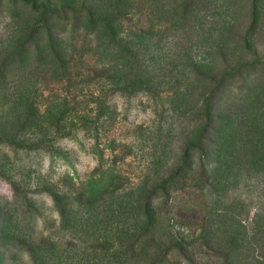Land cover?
<instances>
[{"label": "trees", "instance_id": "trees-1", "mask_svg": "<svg viewBox=\"0 0 264 264\" xmlns=\"http://www.w3.org/2000/svg\"><path fill=\"white\" fill-rule=\"evenodd\" d=\"M213 1L8 0L1 9L0 0V183L10 189V195L0 193V264H210L213 256L238 264L241 240L233 231L216 233L210 197L216 182L226 186L233 178L236 185L238 166L259 163L264 154V124L247 118L241 96L243 73L251 74L247 66H256L257 55L214 72L195 61L177 107L162 108L154 99L153 114H168L158 124L155 167L145 166L152 179L138 182L134 192H126L122 164L134 140L113 130L119 105L112 95L153 96L160 84L153 70L170 71L165 51L152 64L142 42L129 35L144 32L145 22L150 30L162 24L163 33L175 30L169 42H181L186 54L208 10L218 5ZM250 18L244 30L233 20L220 37L229 46L244 43L259 20L258 0ZM153 42L161 44L158 37ZM169 89L165 95L158 89L161 100ZM223 103L233 106L229 117L218 113ZM69 139L97 160L84 176L66 170L54 180L53 170L28 163L37 156L49 157L51 169L74 166L63 145ZM25 167L47 178L23 185L17 175ZM43 194L53 200L51 212L38 203Z\"/></svg>", "mask_w": 264, "mask_h": 264}, {"label": "rangeland", "instance_id": "rangeland-1", "mask_svg": "<svg viewBox=\"0 0 264 264\" xmlns=\"http://www.w3.org/2000/svg\"><path fill=\"white\" fill-rule=\"evenodd\" d=\"M64 1L66 0H52V3L58 5ZM214 2L215 4L218 3V5L214 6V4H212L213 7H210L208 10L206 22L193 34V38L189 40L192 43V47L187 50L186 54L181 50V42L178 43V46H176L175 43L171 45L169 42L170 39L173 38L175 30L168 29V31L163 33L162 29L164 26L162 24L157 25L161 27L160 30H150L147 27V22H145L144 32L131 33L129 35L131 39L142 42L145 56H148L150 63L153 64L154 58L157 59L158 55L165 51L168 55L164 60L170 61L171 65H168L170 71L164 76L162 75V69L159 70L157 68L153 70V74L157 81H160L158 89H163V95H165L166 89L170 88L168 97L165 101H163V99L161 100V96L157 94L158 89L153 96H143L139 93L131 100L120 96L117 97L116 94L112 95L116 96L112 98L117 99L119 105V119L117 118L118 121L113 127V130L118 134L129 133V139L134 140L135 146L131 153L127 152L128 154H125V160L122 162L129 175L126 192H134V190H136L135 188H137L136 186L139 184L138 182L144 181L145 179L151 181L153 176L145 166L149 164V166L155 167V164H151V161H154V151H156V153L159 152V148L155 150L154 146V141H159L160 139L158 124L162 119L164 121L168 114L167 112L162 119L159 115L153 114L154 99L162 102H160L162 108L169 107L172 104L177 107L180 103V98L182 96L180 91L184 89L183 84L185 83V79L188 76L192 77L193 72L195 74L192 66L195 61L198 62L199 60L201 63L209 64L210 69L214 72L218 71L224 63L232 65V63H235L239 59L241 61L249 60L250 62L253 61L250 59L257 55L256 66H247V70H249L251 74H247L246 72L243 73L246 80L245 88L242 92L246 94L241 96L245 97L246 102L245 112L248 113V117H245L250 118L255 115L257 119H260L262 122H259V125L264 124V0H258L259 20L254 31L247 34V40L244 43L240 41L239 46L233 44L229 46L228 43L226 44L227 40L223 39V37L221 38L220 33L222 31H228L231 22L233 20L236 21L237 18L242 30L247 28L246 25L251 19L252 0H214L213 3ZM6 5H8V0H5L1 9L6 7ZM143 19L145 20L144 17ZM23 20L24 19H20L17 22L22 25L21 21ZM150 35L154 40L158 37L161 44L158 45L153 42L149 45L153 40L149 38ZM226 38L228 37L226 36ZM246 42L250 43L249 45L251 46L252 52H249V50L245 48ZM147 43L149 48L147 47ZM220 51L225 53L223 58L220 55ZM148 52L152 53L153 56ZM190 55L192 56V60H188ZM117 60H119V58H117ZM113 69H116V66H114ZM250 89H252V93L248 94ZM238 98H232L231 101L235 100L234 104L237 105L239 101ZM230 104L231 103H229V105ZM226 107L227 106L224 104L218 111V113L222 115L221 118L229 117L233 112L232 105L228 108ZM1 112L2 111H0V114ZM4 112L6 111H3V113ZM125 115L127 116L126 118ZM131 123H134L133 125L136 126L132 128L133 130L129 128ZM217 124H220L219 120ZM262 137H264V135ZM213 138L216 140L217 135H214ZM85 142H87V140H85ZM63 145H65L68 152H70L69 154L73 160L74 166L72 163L63 162L61 164L58 163L56 168L51 169V159L49 157L39 158L37 156L34 158L28 157V163L30 161L37 162L34 166L35 169L41 166L46 171L53 170L52 172H55L54 180L58 179L56 177H58L60 172H65L66 170L72 172L76 171V175L82 177L96 165L97 160L94 155L92 153H87L80 143L69 139L64 140ZM117 150L120 155H122V153L124 154V151ZM94 151L96 155L99 154V150ZM105 155L108 157L110 151L105 150ZM249 159H253L252 156ZM26 161L27 159H25V162ZM250 161L241 163L238 166L235 175L238 181L236 185L233 183V178L231 179V184L226 186L224 180L216 182L214 186L215 191L212 193V196L210 195V203L214 205V212L211 215L214 218V226L218 235L228 232H231L233 235L234 232L237 239L241 240L243 253L239 258L238 264H264V154L261 156V162L258 163L257 160L252 164ZM34 168L29 171L28 167H25L23 168V173L17 175L23 185L35 186L41 179L44 180L47 178L46 174L39 176ZM225 168L227 167L224 165L223 169ZM0 193L10 195V189L4 181L0 183ZM121 193L122 192H120V194ZM38 201L40 206L44 205V208L49 209L50 212L52 211L53 200L50 196L47 194L40 195L38 196ZM219 261L220 260H218L216 256H213L209 263L220 264Z\"/></svg>", "mask_w": 264, "mask_h": 264}]
</instances>
